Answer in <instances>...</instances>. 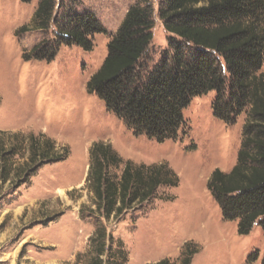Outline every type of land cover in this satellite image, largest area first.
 <instances>
[{
  "label": "rangeland",
  "instance_id": "rangeland-1",
  "mask_svg": "<svg viewBox=\"0 0 264 264\" xmlns=\"http://www.w3.org/2000/svg\"><path fill=\"white\" fill-rule=\"evenodd\" d=\"M148 1L154 26L146 57L152 65L167 48L168 32L158 15L162 0ZM138 2L56 0L50 27L42 30L32 27L39 0H0V141L10 151L5 159L9 180L0 186V264H90L96 248L92 236L100 223L114 237L112 250L102 256L112 258L111 264H148L165 257L179 264L186 241L199 247L191 264H261L260 226L238 234L237 221L223 218L207 189L215 168L228 172L235 165L247 109L225 123L213 115L214 91L195 96L182 111L178 138L158 142L135 135L86 91L111 36ZM68 9L73 15L90 12L101 23L104 31L92 35V49L61 44L51 60L33 58L35 45L56 41ZM42 133L67 156L45 161L23 178L33 166L29 135ZM98 141L109 143L124 160L165 163L178 184L160 185L149 200L105 220L95 211L86 182L89 149ZM121 167L110 172L120 174Z\"/></svg>",
  "mask_w": 264,
  "mask_h": 264
},
{
  "label": "trees",
  "instance_id": "trees-1",
  "mask_svg": "<svg viewBox=\"0 0 264 264\" xmlns=\"http://www.w3.org/2000/svg\"><path fill=\"white\" fill-rule=\"evenodd\" d=\"M55 2L39 0L32 27L49 29ZM162 2L158 15L168 37L161 58L150 65L146 57L153 39V7L141 0L127 9L100 67L86 82V91L100 98L135 135L158 142L178 138L185 122L182 111L195 96L214 91L213 115L225 123L234 122L247 109L236 163L228 172L215 168L207 189L223 218L237 221L238 234H248L258 224L264 236V0ZM72 11L64 12L67 24L57 26L56 41L46 39L32 48L33 58L51 60L61 44L92 49V35L104 28L92 13L73 15ZM29 139L28 160L33 166L23 178L45 161L67 156L43 133L30 134ZM9 153L0 141V186L9 180L5 163ZM89 156L86 182L95 197V211L105 220L118 219L149 200L160 185L178 184L177 175L165 163L124 160L109 143L94 142ZM121 164L120 174L110 172ZM92 241L96 248L90 264H111L112 258L102 257L114 243L105 225H98ZM198 250L194 242L186 241L179 264H191ZM148 264L172 263L165 257Z\"/></svg>",
  "mask_w": 264,
  "mask_h": 264
}]
</instances>
